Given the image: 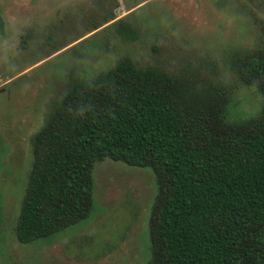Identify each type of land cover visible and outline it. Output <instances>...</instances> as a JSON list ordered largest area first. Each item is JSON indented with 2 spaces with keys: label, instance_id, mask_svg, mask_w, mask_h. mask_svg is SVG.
Segmentation results:
<instances>
[{
  "label": "trees",
  "instance_id": "trees-1",
  "mask_svg": "<svg viewBox=\"0 0 264 264\" xmlns=\"http://www.w3.org/2000/svg\"><path fill=\"white\" fill-rule=\"evenodd\" d=\"M116 25L122 41L135 40L124 17ZM260 34L232 63L261 98L245 121L227 120L223 87L126 56L88 81L72 79L30 139L17 242L87 218L93 166L109 160L154 177L147 264H264V25Z\"/></svg>",
  "mask_w": 264,
  "mask_h": 264
},
{
  "label": "rangeland",
  "instance_id": "rangeland-1",
  "mask_svg": "<svg viewBox=\"0 0 264 264\" xmlns=\"http://www.w3.org/2000/svg\"><path fill=\"white\" fill-rule=\"evenodd\" d=\"M121 17L133 42L117 33ZM261 25L264 0H0V264H147L154 177L109 160L93 166L87 218L17 242L30 139L72 79L88 81L125 56L223 87L227 120L253 118L260 95L238 81L232 63L258 47Z\"/></svg>",
  "mask_w": 264,
  "mask_h": 264
},
{
  "label": "clouds",
  "instance_id": "clouds-1",
  "mask_svg": "<svg viewBox=\"0 0 264 264\" xmlns=\"http://www.w3.org/2000/svg\"><path fill=\"white\" fill-rule=\"evenodd\" d=\"M83 110H81V112H82Z\"/></svg>",
  "mask_w": 264,
  "mask_h": 264
}]
</instances>
